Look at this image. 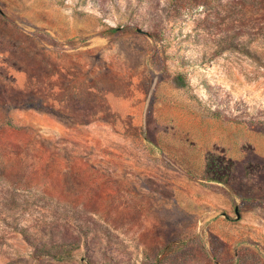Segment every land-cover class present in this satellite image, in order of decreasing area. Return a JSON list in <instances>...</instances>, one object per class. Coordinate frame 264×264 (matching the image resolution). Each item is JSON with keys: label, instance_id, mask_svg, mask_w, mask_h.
Masks as SVG:
<instances>
[{"label": "rangeland", "instance_id": "374dc122", "mask_svg": "<svg viewBox=\"0 0 264 264\" xmlns=\"http://www.w3.org/2000/svg\"><path fill=\"white\" fill-rule=\"evenodd\" d=\"M0 264H264V0H0Z\"/></svg>", "mask_w": 264, "mask_h": 264}, {"label": "trees", "instance_id": "16d2710c", "mask_svg": "<svg viewBox=\"0 0 264 264\" xmlns=\"http://www.w3.org/2000/svg\"><path fill=\"white\" fill-rule=\"evenodd\" d=\"M130 28H133V27H130ZM114 30H115V31H116V30H119V28H118V29H114ZM169 250H171V246H167L166 249H165V251H169Z\"/></svg>", "mask_w": 264, "mask_h": 264}]
</instances>
